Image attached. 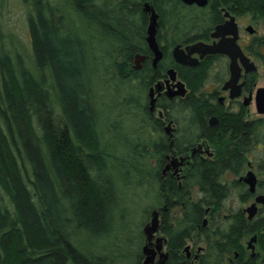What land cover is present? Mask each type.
Listing matches in <instances>:
<instances>
[{
	"label": "trees",
	"instance_id": "16d2710c",
	"mask_svg": "<svg viewBox=\"0 0 264 264\" xmlns=\"http://www.w3.org/2000/svg\"><path fill=\"white\" fill-rule=\"evenodd\" d=\"M21 1L28 9L33 66L9 51L0 15V264H145L140 248L144 228L127 238V252L114 258L88 246L83 236L102 238L116 228L120 212L128 213L133 200L125 189H141L150 201L144 221L150 208L170 209L173 199H181L184 188L179 190L173 181L171 189L161 176L169 147L148 100L150 88L172 67L191 91L186 101L170 102L169 108L188 111V126H200L189 129L192 136L211 138L217 131L233 146L230 154L221 151L219 161L196 163L192 184L204 195L196 203L186 202V208L194 207L197 219L186 215L184 229L171 227L169 212H163L170 264H191L176 256L181 239L195 235L207 241L209 252L232 251L240 247L245 231L259 233L262 256L241 257L235 264H264L263 217L250 221L245 231L237 219L229 228L220 226L215 235L201 225L204 208L222 206L226 198L225 171L240 169L242 152L252 151L253 143L244 144L248 135L240 114L223 113L212 104V94L201 89L211 77L222 84L228 64L224 56L214 55L189 67L172 56L177 44L209 41L225 20L222 8L258 16L264 14V0H210L206 7L182 0ZM146 2L159 15L157 40L164 56L157 68L147 42ZM257 40L255 36L245 48L262 59ZM138 54L145 56L141 69L135 68ZM163 103L159 99L157 104ZM211 114L220 117L216 130L207 128ZM170 117L177 119V112ZM125 119L129 124L136 120L135 131L122 124ZM247 128L255 138L256 129ZM134 132L140 137L135 143ZM197 222L201 228L193 229ZM213 236L217 240H209ZM129 246H135L133 251ZM223 263L208 256L200 262Z\"/></svg>",
	"mask_w": 264,
	"mask_h": 264
},
{
	"label": "flooded vegetation",
	"instance_id": "af4514ba",
	"mask_svg": "<svg viewBox=\"0 0 264 264\" xmlns=\"http://www.w3.org/2000/svg\"><path fill=\"white\" fill-rule=\"evenodd\" d=\"M263 11H264V5H263ZM222 12H223V16L225 19L222 23H224L227 20L228 17L226 16V12H229L231 15L236 17V21L238 17L249 14L252 16V18H257V21H259L264 26V14H259L258 16H255L252 13H246L244 15H239V13H234L232 11V7H224L222 8ZM248 27L246 28V30L252 35L251 38L248 40V42L245 45L240 44V38L238 42L241 45L245 54L251 59V61H253L256 64V62L253 60V58L255 57L252 56L246 50L245 47L250 45V43H252L255 36L258 37V40H257L258 47H259L262 59H258V58L256 59H258L261 62L260 67L264 68V29H263V32L258 33V30H256L252 26L254 28V32L252 33L248 30ZM239 29H240V26H239ZM210 38L211 39L209 41H205V42L211 43L214 39L211 36ZM188 44H192V43H188ZM182 45L186 46L187 44H182ZM217 55H221V54H217ZM172 56H173V50H172ZM195 56H198V55L195 54ZM221 56H224L228 64L229 74H228L227 79L222 84L219 85L215 82L214 78L211 77L208 80V82L203 83V86L201 89L205 92L212 94V97H211L212 104L215 106H217V104L220 105V107L223 109V113L235 112V113L240 114L239 120L243 123L244 128H246V130L244 131V134L248 135L244 144L253 143V145H252L251 152H249L248 149H246L244 153L242 152L241 155H242L243 161H242V166L240 169L235 170V171H231V170L225 171L224 191H227V193L225 194L226 198H224L223 202L221 203L222 206L218 207V206H214L210 204L203 210L204 216H203L201 225L209 228L211 230L210 232L213 233L214 235L216 234L220 226L225 224L226 228H229V225L234 223V221H236L237 219L238 220L236 221V223L238 224L239 228H243V231H245L250 221H254L255 219L258 220L261 217L264 218V204H260V203L257 204V211L254 217L251 219L249 218V212H248V208L255 202L256 197L258 195H262V194L264 195V174H263L264 173V113H261L258 110L257 103H256V96H257L258 89L260 87H264V86H258L259 81H258L257 73H258L259 67L256 64V66L258 67L257 72L251 71L248 73L246 72L244 67L241 65L243 67V74L239 81L240 84L241 83L243 84L241 88V94L235 98H231L230 90L223 89L225 82L230 78V69H229L230 58L227 55H221ZM205 59L200 60V64ZM189 67H192V66H189ZM253 75L257 76L256 80L255 78H252ZM177 77H178L177 78L178 80H182L186 85L187 93L184 96L174 95L170 97L168 95L169 88L166 83V80L169 78L168 72L165 78L158 80L153 85L155 86L159 82L162 83V89L160 90L156 89L154 91V98H156L154 110L151 109V104H150L152 97L150 96V93L148 95V98H149L148 100L150 104V112L154 117L162 121L164 133L166 135L165 141L167 142L168 147H169V151L165 155V161L161 169V176L163 177L165 182H167L166 184H168V186L171 189H173L172 188L173 181L177 182L179 190L181 187L184 188L182 191L181 199H178V198L173 199L172 204L174 205L171 206L170 209L166 205L164 207H158L153 210V211L157 210L159 212L160 224H159V230L154 233L153 237L150 240H148L145 236V245L148 246V249L150 250V252L151 251L155 252L154 262L149 263V264H170L171 263V260H170L171 251L168 247L170 238L163 229V218H164L163 212L164 211L169 212V218H170L169 224L171 227L180 226V228L184 229L186 215L190 216L191 218L193 217L194 220L197 219V217L195 218L197 210L194 207L190 209L186 208V202L192 203V204L196 203L200 201L201 199H203V195H204L198 186L192 184V179L194 178V174L196 172V168H195L196 163H198L200 160L210 161V162L219 161L218 157L221 151L224 149L228 154H230L229 148H232L233 146L232 141L223 139L222 133L217 132V131L215 132L216 136L215 137L213 136L211 138L207 137V135L201 136V134H196L192 136L189 133L190 128L194 130H197V129L199 130L200 126L198 125L188 126L187 123L189 122V119L186 118L185 116V114L188 112L187 110L185 109L173 110L169 108L170 102L186 101L191 91L187 83L182 78H180V76L178 75V72H177ZM211 84L216 85V87H214L212 90H207L206 87L208 85L210 86ZM170 90L176 91L178 90V88L175 87L174 84H171ZM224 92L228 94V98L226 97V95H222ZM159 99H162L164 102L161 107H159L157 104ZM253 104H254L256 112L251 111L252 110L251 105ZM157 108H160V109L156 115L155 113H156ZM176 112H177V119L170 117L171 114L176 113ZM213 117H215L216 119L215 124L211 123V119ZM219 125H220V117L216 114H211L208 117L207 128L211 130H216L219 127ZM248 126H252L251 130L256 129L255 138L253 135L249 136L250 132L247 128ZM207 128L205 127V130H207ZM249 171H253L257 178L256 191L254 193L250 191L249 184L245 181V177L248 176ZM189 186H192V187H189ZM248 192L252 194L251 199H247ZM233 197L237 198V200L235 201L236 203L235 204H232L231 202L228 203V201ZM249 202H251V205L245 207V204H248ZM217 207L218 209H216ZM175 210H178L179 213L174 214ZM238 213L240 214V217H238ZM201 225L198 222L195 225L192 224L193 229L194 228L199 229L201 228ZM262 229L264 230V226L262 227ZM159 232L162 233V235L160 234V236H157ZM248 235L252 236L251 239L253 237H256V240L252 242H251V239L250 241L247 240ZM259 239H260L259 233L257 231H254L252 233H248L245 231L244 235H241V238L239 241V244H240L239 248L232 249V251H230L229 247H226L223 252H218V251L209 252L207 241H205L203 237H199V236L197 237L194 235L193 237L181 239L182 245L177 250L176 256L182 257L184 260L190 261L191 264H200V262L205 256H208L209 259L223 260L224 261L223 264H235V261L239 260L241 257H245V256L246 257L248 256L250 257L260 256L261 257L262 256V251L258 250ZM209 240H217V238L213 236L212 238H209ZM211 247H214V246H211ZM158 255L161 257L160 260L156 259Z\"/></svg>",
	"mask_w": 264,
	"mask_h": 264
},
{
	"label": "water",
	"instance_id": "95a60500",
	"mask_svg": "<svg viewBox=\"0 0 264 264\" xmlns=\"http://www.w3.org/2000/svg\"><path fill=\"white\" fill-rule=\"evenodd\" d=\"M187 5H197L200 7H205L208 5L209 0H182ZM144 10L150 15V24L148 27V36L147 42L154 54L153 66L157 68L158 63L162 60L164 53L160 48L159 42L157 40V32L159 27V15L150 2H146ZM228 17L224 23L217 25L214 31L211 34V37L214 39L211 43L205 41H198L192 44H187L183 46L182 44H177L173 48V57L174 60L186 66H197L200 64V60L205 59L207 56L212 55H227L230 58V78L225 82L223 89L230 90V97L235 98L241 94V88L243 84L239 83L242 74L243 67L246 72H257L258 67L256 64L251 61V59L245 54L241 45L239 44L240 38V29L236 17L231 15L229 12H226ZM250 32H254L252 26L248 27ZM197 54L198 56H195ZM143 55H136L135 58V68L140 69L142 67V61L144 60ZM243 67H242V66ZM169 78L166 80L169 91L168 95L170 97L174 95L184 96L187 93V88L185 83L182 80H178L177 72L174 68L168 70ZM172 82V83H171ZM174 84L178 88L176 91L170 90V85ZM162 89V83H157L155 86L150 89V96L152 97L150 104L151 109H155L154 91ZM222 99V98H221ZM256 103L258 110L261 113H264V87H260L256 96ZM211 123L215 124L216 119L213 117ZM245 181L249 184V189L251 192L256 191L257 178L253 171H249L248 176L245 177ZM264 204V195H258L255 202L248 208L249 218H253L257 211V204ZM159 212L157 210L153 211L152 219L144 227V234L148 240H150L154 233L159 230ZM256 237L251 239L255 241ZM154 251L148 249V246L145 245L143 248V254L145 256V264L154 262Z\"/></svg>",
	"mask_w": 264,
	"mask_h": 264
},
{
	"label": "rangeland",
	"instance_id": "374dc122",
	"mask_svg": "<svg viewBox=\"0 0 264 264\" xmlns=\"http://www.w3.org/2000/svg\"><path fill=\"white\" fill-rule=\"evenodd\" d=\"M0 15L1 19L3 21V24L6 29V44L9 48V51L14 54V53H20L22 57L26 60V63L29 65L33 66V54H32V46L30 42V32H29V27H28V9L27 7L22 3L21 0H4V2H0ZM237 21L240 26V44L245 45L248 40L251 38V34L246 30L248 26H253L256 30H258V33L263 32L264 26L261 24L259 21H257V18H252L251 15H244L240 16L237 18ZM253 60L256 62V64L259 67L258 70V81L259 84L258 86H264V68L260 67L261 62L253 58ZM216 85L211 84L210 86L208 85L206 87L207 90H212ZM222 95H226L228 98L227 93H223ZM145 102V101H143ZM160 108L156 109V115L158 113ZM251 111L256 112L254 104L251 105ZM256 114V113H255ZM132 123H127L129 122L128 120H124L122 123L123 125L128 124V130L130 131H135L136 126H138V123L136 120H130ZM112 129V128H110ZM129 131V132H130ZM150 131V130H148ZM148 131L144 134H148ZM122 135H119L120 138H124L125 134L121 132ZM134 135L132 137L133 143L135 141H138L140 137L137 136V133L134 132ZM136 134V136H135ZM129 145V144H128ZM264 174V173H263ZM118 176H122V171L119 170ZM142 190L130 188V189H125L124 192L126 195L129 197L133 196V200L130 201L128 200V203L130 206H128L129 211L127 210L128 213L124 214L120 212V219L119 222L116 225V228L111 230L110 234L105 237H92L89 234L83 236V238L88 242V246H95L98 249V252H102V255H108L111 256L112 258L116 257L119 255L120 252H127L128 250V245L126 244L125 240L127 238L132 237V235H135L137 229L140 231H143V228L145 225L151 220L152 215L147 219L143 220V210L145 207H148L151 205L150 201L146 199L145 193L141 192ZM127 196V198H128ZM151 199V197H148ZM237 198L233 197L231 198L228 203L235 204ZM251 201V200H250ZM251 202L248 204H245L246 206H250ZM155 208H150V212L152 213ZM179 213L178 210H175L174 214ZM124 216V217H123ZM138 230V231H139ZM137 231V232H138ZM162 235V233H158L157 236ZM251 235L247 236V240L250 241ZM144 243H141L140 248H144L145 246V241ZM135 246H129V249L133 251ZM100 250V251H99ZM107 253V254H106ZM103 257V256H102ZM103 260L105 259L104 257L102 258ZM157 260H160L161 257L158 255Z\"/></svg>",
	"mask_w": 264,
	"mask_h": 264
}]
</instances>
